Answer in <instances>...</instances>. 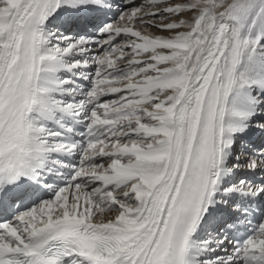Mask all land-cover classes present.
<instances>
[{"label": "bare ground", "instance_id": "obj_1", "mask_svg": "<svg viewBox=\"0 0 264 264\" xmlns=\"http://www.w3.org/2000/svg\"><path fill=\"white\" fill-rule=\"evenodd\" d=\"M4 1L5 3L0 6V109L9 100H21L29 87L31 88V94L37 95V97L40 95L41 86L46 87V89L54 87V82L57 78L55 74L51 73L44 74L41 79L42 84H39L40 68L42 66L62 68L60 67L61 63L55 56L57 54L56 50L51 47L46 52L42 51V31L45 30L44 24L46 22L44 19L53 16L57 12L66 14L72 10L78 11L79 9L94 11L99 7L106 8L108 6L111 9L114 8L111 4L106 5L104 3H109L107 0ZM201 1L207 2L208 0ZM216 1L218 3L216 7L209 9V12L207 9L203 11L205 15H209L208 20L201 17V13L196 17L189 16L187 18L190 22H184L187 26L182 30L181 37L173 36V38H169L166 41H161L158 40V37L148 34L150 38L142 40L143 42L140 43L141 45L163 44V48L169 52L165 53L164 50L156 49L153 50L151 55H156L160 61L170 59L171 64L164 66L163 68L165 69H169L171 65L183 68V72L178 70H170L168 72L167 70L168 73H160L146 79V81L148 80V82L152 83L146 90L158 85H162L164 88L172 87V91L167 92L165 96L170 97L169 99L173 102L175 101L176 104L171 106L170 100L159 102L157 108L160 112L158 113L162 114L161 118L165 124L164 128H168L162 133H157L154 140L136 147L138 155L126 162L131 168L115 172L117 174L122 172L129 176L139 174L140 178L142 177L146 185L140 184L141 181H139L136 187V195L138 201H143L144 203L143 211L127 215L125 214L127 210H125L124 213L120 212L116 215L107 213L104 217L102 211L97 208L93 209L90 207L88 212L77 213V209L71 207L70 210L58 212L59 214L56 217L55 215L52 216L50 209H57L59 204H62V206L67 204L69 196V193H67L64 194V198L61 201L44 204L35 213L33 212L34 215H38V211L43 206H47L46 211L42 210L41 212L43 213L39 214L41 217L43 214L46 215L43 221L45 225L48 224L47 222L54 220L57 221L56 224L63 223L62 220L65 218V221L75 220L80 221L81 224L83 222H95L109 227L105 229L95 224H88L95 228L98 227L102 232L111 231L112 227H124L126 230L121 231L120 233H123L118 237L121 241V243H118L122 249L121 254L119 256L113 255L112 259L125 257L149 244L151 246L149 253L150 255L153 254L156 248L168 241V239L162 237L167 230L171 231L172 227L165 229V226L173 225L182 210L184 198L182 191L184 188L183 180L193 155L195 141L202 120L206 93L211 82L222 72L220 75H223V85L217 119L215 149V162L218 163V171H216L215 178L211 180V189L208 193L209 197L215 196V185H221L223 174L226 171H224L223 167L225 166L226 152L228 153V148L225 147L226 151H224V147L223 149H220V147L223 146L224 142H228L232 135L231 133L237 128H240L243 132L256 133L255 130L245 125L243 121V116L256 111L257 105L253 103L255 98L251 95V92L241 90L235 84L234 80L242 68L240 66L246 64L242 71V77H245L251 84H260L259 88L264 90V64L262 61L260 62L259 58L252 56V59L247 64L248 58H244L243 63L240 62L241 58H238L241 55L242 47L244 51L247 50L245 48L246 42H244L247 38L245 30L248 29L247 31H249L250 25L247 24V26L243 27V24L245 25L248 22L252 24L255 21L254 19H257L255 27L262 32L264 37V0ZM221 7H224V9H221ZM198 8H202V5H199ZM58 16L52 20L56 22ZM194 19H196L195 22ZM214 25L215 29L212 30ZM113 27L118 29L120 26L115 24L111 29ZM194 33H198L202 37L195 38L191 35ZM4 34L5 37L3 39L2 36ZM151 37L154 39L152 40ZM86 39L87 37L84 36L83 40ZM224 61L225 66L223 67ZM164 88L160 89L164 90ZM65 89L72 90V87L68 85L59 90L63 91ZM175 92L177 94L174 95ZM248 96H251V99ZM175 108H178V110ZM144 129L147 130L145 127ZM100 144L102 143L92 144L89 149ZM128 149L131 150V148ZM93 154L95 153L91 152L87 156L93 158L95 156ZM86 172H89V170ZM104 172H107L108 176H110L111 171L104 170ZM112 179L117 178H106V181L109 182ZM119 181H124V179ZM86 183H90V181ZM235 186L232 185V187ZM246 186H244V192L242 193L252 191L250 189L245 190ZM239 189L243 190V188ZM77 194L78 192L73 194L71 197L73 201L70 204L75 203L78 200V196L82 199L87 198L85 192ZM90 202H94V200L92 199ZM84 205L82 204V207ZM55 211L57 212V210ZM31 212L23 216L28 222H34L26 230L25 228L22 229L25 233L34 232L38 226L42 225V223H39L42 218L39 217L37 220L34 217L30 218ZM202 219L199 222L200 224L203 223ZM115 230L117 232L120 231L118 229ZM259 240V237L252 239L249 242V250L257 246ZM191 243L189 253L198 255L195 252L197 242L193 240ZM84 252L87 253L86 250ZM194 260V257H189L188 264L194 262Z\"/></svg>", "mask_w": 264, "mask_h": 264}, {"label": "rangeland", "instance_id": "obj_2", "mask_svg": "<svg viewBox=\"0 0 264 264\" xmlns=\"http://www.w3.org/2000/svg\"><path fill=\"white\" fill-rule=\"evenodd\" d=\"M3 3H5V1L0 0V6H2ZM115 3H116L115 6H118V9L116 16L112 20L113 23L112 26L116 24L122 28L118 27L117 29L113 27L112 30L114 31L110 34L116 35L117 34L116 31H124V33L123 36L119 37L116 40V42L110 45L108 44V41H102V39L105 38V35L104 37H101L100 40H97L96 43H94V46L101 45L102 47L98 51H96L95 55H93L94 60L97 62V65H95L96 68L94 69V73L100 70H105L107 72L110 71L111 68L113 69L114 68L113 66H118L119 70L123 73L121 79H118L120 81V84L123 85V87L121 85L118 86V87H122V90L118 92L119 94L114 93L106 97L107 99L105 98V100H107L106 102H108L109 104L105 106H100L97 109V112L102 113L104 110L110 109V107L112 108L119 107L120 112H122L119 128H117L114 134H112L108 138V140L105 143V146L116 148L114 150H122L124 153L126 154L128 153V155L129 154L131 155L127 157L128 159H125L124 155L119 157L118 159L117 158L115 159L113 156L107 159H103L98 162L100 163L98 168L100 169L99 172H104V170L111 171L110 176L108 178L110 177L119 178V176H125L126 178L132 177L133 184L127 187L128 191L125 190V188L115 189L114 191L109 193L107 198L104 199V202L101 203L96 201L90 202L93 199L91 195V191H93V189L101 185V183L95 182L94 180H88L90 181V183H86V186L88 187L86 188L84 186V188H86L85 191L90 190L89 192L87 191L85 193L87 198L86 199L81 198L80 200L81 202L79 201L78 198V200L75 203L70 204L71 201H73V198L71 200L72 197L71 194L65 206L59 204V207L57 209H53V208L50 209V214L52 216L55 215V217L56 215L61 213V211H66L68 209L70 210L71 207L77 208V203L80 206L78 208L79 209L78 211L81 212L79 213H82L83 211L88 212L89 208L91 207L93 209L97 208L99 209V211H102V215L104 217L106 216L107 213L116 215L119 214L120 212L124 213L125 210H127V212L135 211V213H137L139 209H141L140 211H143V209L141 208L142 203L141 201H138L136 195L137 192L136 187L138 185V182L141 181L140 184L146 185L144 180H142V177L140 178L139 174L135 176H129L122 172H119V174L115 172L123 171L124 169L126 170L128 168H131V166L127 165L126 162L138 155V152L136 151L137 149L136 147H139L138 145H144L145 142L154 140L157 133H162L163 131H165L166 128H168V127L164 128L165 124L163 122V119L161 118L162 114L158 113L160 112V110L157 108V106L160 101H167V100H170L171 106L176 104L175 101L173 102L171 101V99H169L170 97L165 96L167 92L172 91V87L164 88L162 85H158L157 87L149 88L146 90L148 86L152 85V83L148 82V80L146 81V79L148 77L151 76L153 77L160 73H168L170 72V70H178L180 72H183V68L171 65L169 69H165L163 68L164 66L171 64L170 59L165 61H160L156 55L155 56L151 55L153 50L156 49L164 50L165 53L169 52L167 49L163 48V44L141 45L140 43H142L144 40L149 39L150 38L149 35H154L159 38L158 40L161 41H166L169 38H173V36L174 37L180 36L182 30L185 29V27L187 26V24H185L184 22L185 21L190 22L187 20L189 16L196 17L198 14L201 13V17H204L205 20H208L209 15H205L203 11L204 10L206 11L207 9V11L209 12V9H212L213 7H216L218 5L216 0H208L207 2H203L201 0H117L115 1ZM199 5L200 6L202 5V8H198ZM221 9H224V7H221ZM254 20L252 24L250 22L245 23V25L243 24V27L247 26V24L250 25L249 31H247L248 29L245 30V32H247V38L246 40H244V42H246L245 48H247V50L249 51L248 52L247 50L244 51V48L242 47L240 53L241 55L238 56V58H241L240 62L242 63L244 58L245 59L248 58V62H247L248 64L253 56L255 58L256 57L259 58V61L260 62L262 61V63L264 64V37L262 32L260 31L261 32L260 33L259 30L255 28L257 19ZM195 21L196 19H194V22ZM213 29H215V25L212 27V30ZM191 35L195 38L202 37V35L198 33H194ZM4 37L5 34L2 36V38L4 39ZM151 39L153 40L154 38L151 37ZM106 44H108L107 47L104 46ZM66 45H68L66 40L61 43L62 47ZM52 49L56 50L57 52V49L54 48ZM77 51L80 50L77 49ZM73 52L74 51H72V53ZM88 54H90V52H88ZM56 55H58V53ZM98 57H104L108 60H106V62L104 63H101L97 59ZM244 66H246V64L240 66L242 68L239 70L234 81L236 86L239 85L238 87H242L246 89L248 88L247 86L251 84V82L249 83L245 79V77H242L243 74L242 71L244 69ZM257 85L259 87L261 86L260 84ZM177 86L179 87V85ZM160 88H164L165 91ZM175 94L177 93L175 92L174 95ZM251 95L255 98V100L253 101L255 105L260 104L261 100H264V99L260 100L256 95H253L252 93ZM248 97L251 99V96ZM175 109L178 110V108ZM263 109L264 107L262 106H260L258 109L256 106V111H254L253 113L260 114V117H262L264 116L263 114L264 112H262L264 111ZM144 127L147 130H145ZM248 127L252 129L251 127L253 126L250 127V125H248ZM233 133L235 132H232L231 134ZM228 142H230V139L228 140ZM224 144L226 143L224 142L222 145ZM100 145L97 147L102 148V146ZM221 147L220 149H223ZM128 148H131V150ZM223 150L226 151L225 148ZM98 152L99 151L94 152L95 154L93 155H96ZM225 156L227 158V155ZM260 159L261 158L258 157L256 158L250 157L248 160L249 162H245L246 165L243 168L245 169L248 166H252L255 169H257L258 167L260 168L264 167L263 165L264 162L263 160ZM95 167L97 168V165ZM225 170L226 169H224V171ZM227 171L228 170H226L225 172ZM111 174L113 175L111 176ZM224 175L225 174H223V176ZM261 176L263 175H260V177ZM120 179H124V178L120 177ZM111 181L107 182L106 184H109ZM75 192L73 194H75ZM79 193L80 192L78 191V194ZM108 200L114 203V205L116 204L115 209L107 210L106 208L105 210V207L107 205L106 203L108 202ZM82 204H85L84 207H82ZM43 207L41 210L38 211L39 214L43 213L41 212L42 210L46 211L47 206L46 207L43 206ZM55 210H57V212ZM43 215H44L43 217L46 218V215L45 214ZM33 217L36 218L35 216ZM106 220L108 221V219ZM262 240L264 243V237L262 238ZM261 245H263L262 242Z\"/></svg>", "mask_w": 264, "mask_h": 264}]
</instances>
